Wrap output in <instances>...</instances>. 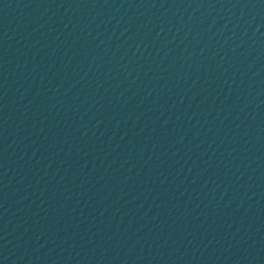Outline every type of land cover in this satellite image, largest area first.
<instances>
[{
	"label": "water",
	"instance_id": "1",
	"mask_svg": "<svg viewBox=\"0 0 264 264\" xmlns=\"http://www.w3.org/2000/svg\"><path fill=\"white\" fill-rule=\"evenodd\" d=\"M0 264H264V0H0Z\"/></svg>",
	"mask_w": 264,
	"mask_h": 264
}]
</instances>
